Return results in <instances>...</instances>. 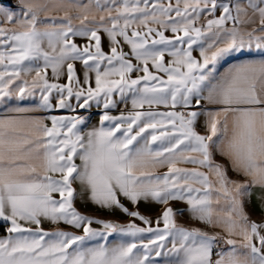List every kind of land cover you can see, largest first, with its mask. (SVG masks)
Masks as SVG:
<instances>
[{
  "label": "snow or ice",
  "instance_id": "1",
  "mask_svg": "<svg viewBox=\"0 0 264 264\" xmlns=\"http://www.w3.org/2000/svg\"><path fill=\"white\" fill-rule=\"evenodd\" d=\"M0 105V264H264V219L246 211L256 191L264 208V0L0 7ZM54 109L74 114L34 115ZM82 194L129 221L82 213Z\"/></svg>",
  "mask_w": 264,
  "mask_h": 264
},
{
  "label": "crops",
  "instance_id": "2",
  "mask_svg": "<svg viewBox=\"0 0 264 264\" xmlns=\"http://www.w3.org/2000/svg\"><path fill=\"white\" fill-rule=\"evenodd\" d=\"M85 2H86V0H85ZM0 7L17 9L19 7V0H10V4H4V3L0 2ZM53 14L54 15H62V13H53ZM219 14L220 13L218 11L216 13V15L218 16ZM8 27H11V25H8ZM166 35L171 36L172 34L169 32V33H166ZM124 50L128 51L127 49H124ZM253 50L255 51V49H253ZM105 52H108V50H105ZM193 55L198 57V55H199L198 51L194 52ZM257 58H259V57H257ZM166 59H167V57H166ZM38 99H39V93L37 92L36 96H35V101H38ZM33 102L34 101L30 99V100H27L25 103L26 104H32ZM130 107H131L130 103L128 104L127 108L124 105H119L116 109L112 110L111 114L112 115H118L121 111H125V112L128 111L130 109ZM160 110L163 111L164 109L161 108ZM4 111H5V109H4L3 105H0V114H3ZM73 114L74 113L69 112L68 110H65V109H54L51 112L34 113V115H39V116H48V115L64 116V115H73ZM79 114L85 115L89 118L87 125L84 126V130L99 126L101 109H98L95 107V108H92L88 112L80 111ZM48 123L50 124V121H48ZM77 163H79L78 160H77ZM164 171H166V169H159L158 170L159 173H162ZM74 187L77 189L78 192L81 191L80 185L78 183L75 184ZM259 196H260L259 191H256L251 202L246 205V211L249 212L251 219L255 220L257 222H260L262 219H264V208L261 207ZM84 199H85V196H84V194H82L81 196H78L77 199L74 201L75 207L84 214L94 215V216L101 218V219L111 220L115 223H127L130 219L129 217L125 216L123 213H121L119 211L112 213V212H109L106 210H101V209L97 208L95 205L91 204L90 202L85 204ZM122 202L127 207H129L130 209L133 207L127 200L122 199ZM171 206L177 212L183 213L182 215H178L176 217L178 223H180L186 227H201V228L204 227V225L199 224L198 222H195L191 219L190 214L187 212V206L184 203L172 202ZM138 207H139V211L142 214L150 216L153 219H155L162 210L160 205H157L155 203H146L143 201L139 204ZM136 223L139 224L140 222L137 220ZM43 227L47 231H54L55 230V226H53L49 223H44ZM60 227L65 228L66 230H71V229H68L67 226H64V225H60ZM93 227L94 228H100V225H93ZM0 229L4 231V234L0 235V237H3L4 235H6L5 226L3 224H0ZM208 230H210V229H208ZM112 239H114V237H110V240H112ZM221 246L225 247L223 245H221Z\"/></svg>",
  "mask_w": 264,
  "mask_h": 264
},
{
  "label": "rangeland",
  "instance_id": "3",
  "mask_svg": "<svg viewBox=\"0 0 264 264\" xmlns=\"http://www.w3.org/2000/svg\"><path fill=\"white\" fill-rule=\"evenodd\" d=\"M101 36H102V46H103V50L104 51L105 50H108L109 49L108 39H107L106 35H104L103 33H101ZM75 42L78 45H84L86 43V41L84 39L79 38V37L75 38ZM125 49L128 50L127 46H125ZM75 68H76L77 75L81 76V78H82L83 71H84L83 65L80 62H76ZM48 77H49L50 80L52 79V77H51V70L50 69L48 71ZM58 83H61V84L67 83L66 77L62 76L60 78V80L58 81ZM53 95H55V93ZM52 103L55 105L56 100L53 99L52 100ZM73 103H75V101H73ZM92 108H95V106H93ZM65 110H67V109H65ZM80 111H83V110H80Z\"/></svg>",
  "mask_w": 264,
  "mask_h": 264
},
{
  "label": "trees",
  "instance_id": "4",
  "mask_svg": "<svg viewBox=\"0 0 264 264\" xmlns=\"http://www.w3.org/2000/svg\"><path fill=\"white\" fill-rule=\"evenodd\" d=\"M1 3L10 4V0H0ZM4 234V231L0 229V235Z\"/></svg>",
  "mask_w": 264,
  "mask_h": 264
}]
</instances>
